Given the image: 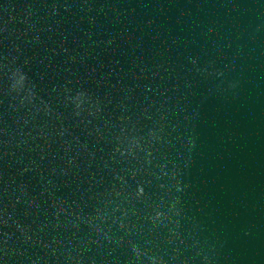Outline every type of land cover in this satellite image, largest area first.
I'll return each mask as SVG.
<instances>
[{"label":"water","instance_id":"1","mask_svg":"<svg viewBox=\"0 0 264 264\" xmlns=\"http://www.w3.org/2000/svg\"><path fill=\"white\" fill-rule=\"evenodd\" d=\"M10 264H264V0H0Z\"/></svg>","mask_w":264,"mask_h":264}]
</instances>
